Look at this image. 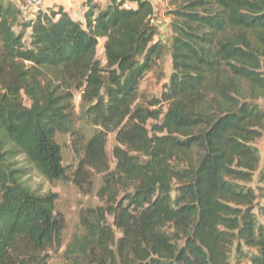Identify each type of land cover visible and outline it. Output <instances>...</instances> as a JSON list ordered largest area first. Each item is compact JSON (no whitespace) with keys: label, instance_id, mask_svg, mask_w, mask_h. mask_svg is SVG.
<instances>
[{"label":"trees","instance_id":"16d2710c","mask_svg":"<svg viewBox=\"0 0 264 264\" xmlns=\"http://www.w3.org/2000/svg\"><path fill=\"white\" fill-rule=\"evenodd\" d=\"M164 1L171 72L144 103L140 83L165 49L151 0H85L81 18L62 6L30 17L0 0V264H47L65 228L57 194L31 190L19 157L84 194L100 175V205L81 215L77 264H231L232 252L264 264L255 145L264 130V0ZM59 135L73 145L72 169Z\"/></svg>","mask_w":264,"mask_h":264},{"label":"rangeland","instance_id":"374dc122","mask_svg":"<svg viewBox=\"0 0 264 264\" xmlns=\"http://www.w3.org/2000/svg\"><path fill=\"white\" fill-rule=\"evenodd\" d=\"M154 5L155 19L160 26L158 38L165 43V49L160 61L156 66L146 73L139 86L140 102H146L147 99L158 97L163 89V85L168 81L171 72V57L169 50V42L166 40L170 35L169 21L165 16L167 5L164 0H151ZM36 11H29L30 17L35 15ZM97 58L101 65L105 64V57L102 47V40L97 45ZM74 112L79 119L82 132L85 136H89L94 130L85 119L84 107L81 102L80 93L76 92L74 95ZM261 107L264 109V101H261ZM145 105V104H144ZM152 121H148V127ZM58 141L62 146L63 164L67 169H72L77 160L76 154L73 151L71 140L66 135H59ZM115 144L114 133H109L107 138V154L111 163L114 165L111 156V149ZM260 155L259 168L264 164V130L262 137L255 142ZM19 166L25 168V175L23 180L26 184L37 194H45L47 192H55L58 196L56 201V212L61 214L65 220V228L61 237V245L48 253L50 258L47 264H77L83 260L79 258L78 251L80 250V243L83 237L84 229L81 220L83 210L100 205V201L95 195L96 188L100 183V175H94V190L92 193L84 194L71 181L57 180L48 181L40 173H38L31 165H29L23 158L17 159ZM256 171L253 176V181L249 183L252 187L257 185ZM264 187V184H260ZM257 201L260 205H264V188L257 190ZM111 221V218H108ZM119 233H116L118 237ZM231 264H249L246 258L236 259L234 252L230 256Z\"/></svg>","mask_w":264,"mask_h":264},{"label":"crops","instance_id":"0c3cea01","mask_svg":"<svg viewBox=\"0 0 264 264\" xmlns=\"http://www.w3.org/2000/svg\"><path fill=\"white\" fill-rule=\"evenodd\" d=\"M13 2L17 3L18 0H12ZM85 0H46L43 10L45 9H51V8H56L58 6H62L63 9L67 12L72 17H77L81 18L82 11L84 9L83 3ZM93 1H98L100 4L104 3L105 0H93ZM151 3H153L151 1Z\"/></svg>","mask_w":264,"mask_h":264},{"label":"built area","instance_id":"2783aa9c","mask_svg":"<svg viewBox=\"0 0 264 264\" xmlns=\"http://www.w3.org/2000/svg\"><path fill=\"white\" fill-rule=\"evenodd\" d=\"M52 1V0H50ZM46 0H18L17 4L23 13L43 9Z\"/></svg>","mask_w":264,"mask_h":264}]
</instances>
